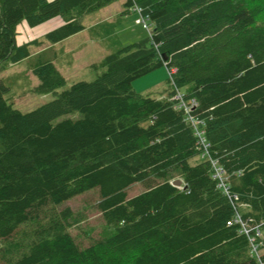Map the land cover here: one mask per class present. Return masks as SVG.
Returning a JSON list of instances; mask_svg holds the SVG:
<instances>
[{
    "label": "trees",
    "instance_id": "1",
    "mask_svg": "<svg viewBox=\"0 0 264 264\" xmlns=\"http://www.w3.org/2000/svg\"><path fill=\"white\" fill-rule=\"evenodd\" d=\"M112 1L0 0V62L28 58L40 90L57 95L22 111L16 80L0 78V264H264V1L126 0L150 37L121 47L114 22L96 23L92 38L111 51L92 65L103 70L58 90L68 80L55 62L74 52L31 55L19 24L61 16L45 33L56 44ZM162 66L175 69L168 96L134 89ZM135 183L145 189L129 196ZM91 190L112 230L84 247L73 210L58 207Z\"/></svg>",
    "mask_w": 264,
    "mask_h": 264
},
{
    "label": "rangeland",
    "instance_id": "2",
    "mask_svg": "<svg viewBox=\"0 0 264 264\" xmlns=\"http://www.w3.org/2000/svg\"><path fill=\"white\" fill-rule=\"evenodd\" d=\"M264 1V0H263ZM126 0H113L100 9L87 14L84 17L85 29L66 38L65 40L53 44L45 37V33L63 23L61 16L54 17L36 27L29 26L25 21L18 26L17 42H31L29 48L31 55H36L39 51L53 47L54 49L64 48L65 51L74 52L73 64L56 61L55 64L60 72L68 80L62 90L70 86L73 81L95 78L98 72L92 66L94 63L103 64L104 58L111 52L109 49L96 42L90 33V27L103 20L114 22V32L121 47L146 40L150 37L153 25L150 20L142 17L136 10L126 12ZM125 10V11H124ZM29 60L12 63L8 60L0 62V78L6 80H16L13 83L14 96L12 98L14 107L22 111L34 110L43 104L53 100L57 95L53 91L40 90V79L28 69ZM166 66H162L154 71L137 78L133 82L134 89L140 94H150L153 97L162 98L169 95L172 89L174 75ZM173 80L169 84L168 79ZM71 117H80L81 113L70 114ZM66 117L63 116L59 119ZM58 119V120H59ZM145 187L141 183H135L128 190L129 196L142 192ZM99 199L98 193L91 190L83 195L70 199L60 205L71 207L73 210V225L71 234L75 241L86 247L100 240L103 236L110 234L111 228L104 222L101 212L95 207ZM18 244L17 249H19Z\"/></svg>",
    "mask_w": 264,
    "mask_h": 264
},
{
    "label": "built area",
    "instance_id": "3",
    "mask_svg": "<svg viewBox=\"0 0 264 264\" xmlns=\"http://www.w3.org/2000/svg\"><path fill=\"white\" fill-rule=\"evenodd\" d=\"M136 11H140V9L135 8ZM173 71H171L170 73L173 75V73L175 72V69H172ZM192 104L195 106V100L192 102ZM187 108V107H186ZM188 110V109H187ZM189 111V110H188ZM193 123L196 125V127H198V129L196 130L197 135L200 137V143L204 146V148L206 149V152L208 150L209 144L206 142V139L204 138V134H205V129L201 127V124L204 123L202 120L199 119H194ZM205 154L202 153V156H204ZM213 167H214V172H215V177L219 178L220 180V185L223 186L225 193H229V187L226 184V176H225V172L224 169L222 168L221 165H218V162L216 160L212 161ZM235 222H242L244 223L243 226H246L247 224L242 221V216L238 215L235 218ZM248 226V225H247ZM260 232L258 231L257 236H260ZM253 240H255V238H253Z\"/></svg>",
    "mask_w": 264,
    "mask_h": 264
},
{
    "label": "water",
    "instance_id": "4",
    "mask_svg": "<svg viewBox=\"0 0 264 264\" xmlns=\"http://www.w3.org/2000/svg\"><path fill=\"white\" fill-rule=\"evenodd\" d=\"M175 184H176V185H181V184H182V181H181V180H176V181H175Z\"/></svg>",
    "mask_w": 264,
    "mask_h": 264
}]
</instances>
